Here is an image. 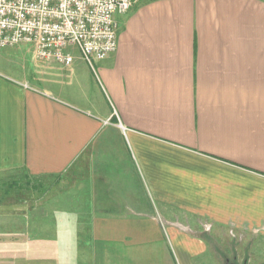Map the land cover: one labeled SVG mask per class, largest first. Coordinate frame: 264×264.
<instances>
[{
  "label": "crops",
  "instance_id": "obj_1",
  "mask_svg": "<svg viewBox=\"0 0 264 264\" xmlns=\"http://www.w3.org/2000/svg\"><path fill=\"white\" fill-rule=\"evenodd\" d=\"M116 19L94 68L43 63L37 88L0 74V184L62 177L53 199L87 234L55 264H264V0ZM19 248L0 239V264Z\"/></svg>",
  "mask_w": 264,
  "mask_h": 264
},
{
  "label": "built area",
  "instance_id": "obj_2",
  "mask_svg": "<svg viewBox=\"0 0 264 264\" xmlns=\"http://www.w3.org/2000/svg\"><path fill=\"white\" fill-rule=\"evenodd\" d=\"M144 1L0 0V50L30 45L36 61L66 68L79 54L94 68L117 52V15Z\"/></svg>",
  "mask_w": 264,
  "mask_h": 264
},
{
  "label": "rangeland",
  "instance_id": "obj_3",
  "mask_svg": "<svg viewBox=\"0 0 264 264\" xmlns=\"http://www.w3.org/2000/svg\"><path fill=\"white\" fill-rule=\"evenodd\" d=\"M43 62L34 58L30 45H20L0 50V74L37 88ZM66 186L60 178H30L26 173L6 175L0 184V225L16 227L19 232H1L0 239L14 244L19 251L21 264H55L62 248L82 242L86 232L76 230L81 217L63 214L59 197ZM31 192L32 197L18 201L15 196ZM50 201L54 204L48 205Z\"/></svg>",
  "mask_w": 264,
  "mask_h": 264
},
{
  "label": "trees",
  "instance_id": "obj_4",
  "mask_svg": "<svg viewBox=\"0 0 264 264\" xmlns=\"http://www.w3.org/2000/svg\"><path fill=\"white\" fill-rule=\"evenodd\" d=\"M150 1H153V0H150Z\"/></svg>",
  "mask_w": 264,
  "mask_h": 264
}]
</instances>
